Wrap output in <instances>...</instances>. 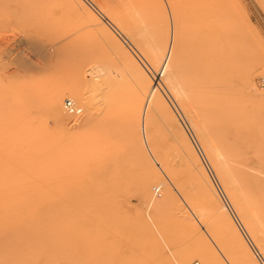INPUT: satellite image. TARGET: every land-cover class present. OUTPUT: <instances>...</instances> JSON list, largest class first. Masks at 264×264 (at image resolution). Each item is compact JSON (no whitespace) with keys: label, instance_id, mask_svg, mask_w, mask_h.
<instances>
[{"label":"rangeland","instance_id":"obj_1","mask_svg":"<svg viewBox=\"0 0 264 264\" xmlns=\"http://www.w3.org/2000/svg\"><path fill=\"white\" fill-rule=\"evenodd\" d=\"M139 1L0 7V264H264L262 199L243 180L264 175L176 66L204 28L231 30L224 90L264 134V0H220L223 21L202 0ZM73 166L88 227L72 259L63 216L27 209Z\"/></svg>","mask_w":264,"mask_h":264},{"label":"bare ground","instance_id":"obj_2","mask_svg":"<svg viewBox=\"0 0 264 264\" xmlns=\"http://www.w3.org/2000/svg\"><path fill=\"white\" fill-rule=\"evenodd\" d=\"M14 1L15 0H0V7H7L6 11L11 12ZM213 1H216V3H211V0H202V4L208 7L207 12L209 18L223 21V3H221L220 0ZM139 3L142 10L148 12L145 2L141 0ZM213 26H209V29H207V27L204 28L206 30L203 34L204 38L200 40L198 46L191 48L192 52L189 53V55L176 58V66L184 67L192 74V78L197 81L198 88L200 87L202 91V93H200L201 96L208 101L209 105L215 106L216 110L212 111V114H215L219 119V123H215L218 125L219 131L223 133L225 138L231 143L230 145H233V150H231L234 152L233 155L237 157L242 153L247 156L248 158L245 165L253 171L264 175V134L257 133L254 126L246 123L245 116L239 112L238 103H235V100L230 97V92L224 90L226 85L231 81L230 77L225 74V72H227L225 55H228L225 39L228 37V34H230L231 30L225 32L223 31L225 29ZM175 47L176 43L174 45V50ZM179 67L178 69L180 70ZM189 79L191 78L189 77ZM76 104L83 110L82 106L77 102ZM222 145L223 143L221 142V146ZM231 146L229 147L231 148ZM78 176L79 173L77 172V168L73 166L65 176L66 178L63 179L59 185H54L52 183V185L49 186L47 197L45 198L41 210L40 208L27 209V213H46L45 215L52 219H58V216H63L65 225L63 227V234L65 238L68 239L65 254L67 258L72 259L78 255L76 250L78 244L74 242V240H80L81 237L85 238L88 227V225L85 227L80 225V216L81 213H83V207L81 206L75 183ZM243 180L246 184H251L249 188L253 193L252 195L257 199H262V201L260 200L259 202L258 200V202L261 204L259 205L260 212L264 215L263 179L257 175H251L246 176V180L245 178H243ZM247 191H249L248 188ZM36 234L37 233L33 236L34 240L35 236H37L38 239L43 238L39 234Z\"/></svg>","mask_w":264,"mask_h":264},{"label":"built area","instance_id":"obj_3","mask_svg":"<svg viewBox=\"0 0 264 264\" xmlns=\"http://www.w3.org/2000/svg\"><path fill=\"white\" fill-rule=\"evenodd\" d=\"M259 84L261 86H264V76H262L259 80ZM64 107H65V110L70 113L71 115L73 116H80L83 114V110L82 108H80L74 99L72 98H66L65 101H64ZM193 264H201L199 262H194Z\"/></svg>","mask_w":264,"mask_h":264}]
</instances>
